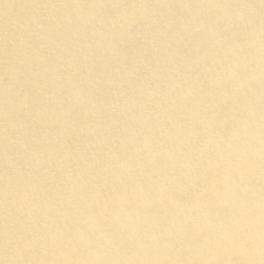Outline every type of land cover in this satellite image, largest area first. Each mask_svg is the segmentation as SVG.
Returning a JSON list of instances; mask_svg holds the SVG:
<instances>
[{
    "label": "bare ground",
    "instance_id": "6f19581e",
    "mask_svg": "<svg viewBox=\"0 0 264 264\" xmlns=\"http://www.w3.org/2000/svg\"><path fill=\"white\" fill-rule=\"evenodd\" d=\"M0 264H264V0H0Z\"/></svg>",
    "mask_w": 264,
    "mask_h": 264
}]
</instances>
